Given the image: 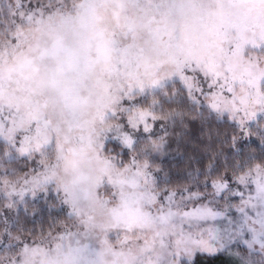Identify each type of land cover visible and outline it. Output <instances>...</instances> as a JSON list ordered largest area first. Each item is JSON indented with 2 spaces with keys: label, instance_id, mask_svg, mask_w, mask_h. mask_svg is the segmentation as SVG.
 Returning a JSON list of instances; mask_svg holds the SVG:
<instances>
[{
  "label": "snow or ice",
  "instance_id": "1",
  "mask_svg": "<svg viewBox=\"0 0 264 264\" xmlns=\"http://www.w3.org/2000/svg\"><path fill=\"white\" fill-rule=\"evenodd\" d=\"M264 264V0H0V264Z\"/></svg>",
  "mask_w": 264,
  "mask_h": 264
},
{
  "label": "trees",
  "instance_id": "2",
  "mask_svg": "<svg viewBox=\"0 0 264 264\" xmlns=\"http://www.w3.org/2000/svg\"><path fill=\"white\" fill-rule=\"evenodd\" d=\"M226 257L227 256H221L219 258L209 259L207 262L204 260H200L197 261V264H226L227 262Z\"/></svg>",
  "mask_w": 264,
  "mask_h": 264
},
{
  "label": "rangeland",
  "instance_id": "3",
  "mask_svg": "<svg viewBox=\"0 0 264 264\" xmlns=\"http://www.w3.org/2000/svg\"><path fill=\"white\" fill-rule=\"evenodd\" d=\"M226 260H228V257H226Z\"/></svg>",
  "mask_w": 264,
  "mask_h": 264
}]
</instances>
